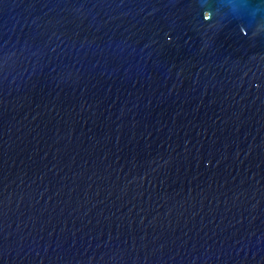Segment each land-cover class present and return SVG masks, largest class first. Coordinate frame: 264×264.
Instances as JSON below:
<instances>
[{"label": "water", "instance_id": "1", "mask_svg": "<svg viewBox=\"0 0 264 264\" xmlns=\"http://www.w3.org/2000/svg\"><path fill=\"white\" fill-rule=\"evenodd\" d=\"M0 264H264V0H0Z\"/></svg>", "mask_w": 264, "mask_h": 264}]
</instances>
